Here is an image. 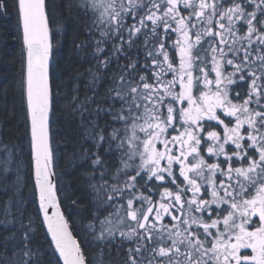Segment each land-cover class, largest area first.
<instances>
[{
	"label": "snow or ice",
	"instance_id": "6c2138e0",
	"mask_svg": "<svg viewBox=\"0 0 264 264\" xmlns=\"http://www.w3.org/2000/svg\"><path fill=\"white\" fill-rule=\"evenodd\" d=\"M16 6L27 50L28 166L34 153L57 264H104L117 240L124 264H264V0H81L94 58L113 84L109 107L96 110L108 119L92 121L93 144L81 156L93 205L82 240L53 182L46 0ZM10 156L0 162L5 173ZM31 225L22 243L0 241L3 264H14L8 254L18 247L28 249L23 264H42L29 255Z\"/></svg>",
	"mask_w": 264,
	"mask_h": 264
},
{
	"label": "trees",
	"instance_id": "16d2710c",
	"mask_svg": "<svg viewBox=\"0 0 264 264\" xmlns=\"http://www.w3.org/2000/svg\"><path fill=\"white\" fill-rule=\"evenodd\" d=\"M80 2L46 0V10L53 45L50 64L53 92L50 130L57 192L61 198V209L74 235L82 240L83 232L88 231L87 225L91 222L89 210L93 205L90 203L91 197L85 194L91 192V189L81 177V173L86 170L82 166L81 156L84 149H91L93 144L89 137L92 121L99 116L97 122L103 124L108 119L106 113H97L96 110L109 107L108 89L113 84L111 73L96 63V45L86 35L87 15L78 7ZM92 35L95 39H101L98 31ZM85 41L88 43L85 44ZM120 63L126 61L121 58ZM25 64L26 53L16 0H7L5 8L0 10V144L11 149L13 160L18 156L24 168L22 176L18 178L15 171L5 175L0 167V241L9 237V247L14 243H22L19 237L28 230L31 220L35 231L30 234L32 239L28 248L31 249L29 255L33 262L42 260V264H57L58 255L53 251V245L49 244L51 240L46 235L47 230L39 210L34 163L32 169L28 166L30 126L25 93ZM31 156L33 158V153ZM13 164L18 165L17 160ZM13 187L17 188L16 193L12 191ZM16 201L17 211L14 212L12 204ZM119 243L117 240L112 244L110 252L104 248V264H124L126 253L123 248L118 253ZM81 246L85 247L84 244ZM26 251L27 248L18 247L14 256L11 253L8 255L14 264L16 260L18 264H23L28 259L24 255ZM98 251V248L92 246L91 254L86 250L85 255L91 261ZM2 253L3 249H0ZM39 253L43 255L39 256ZM0 264H3L2 256ZM59 264H62L61 260Z\"/></svg>",
	"mask_w": 264,
	"mask_h": 264
},
{
	"label": "rangeland",
	"instance_id": "374dc122",
	"mask_svg": "<svg viewBox=\"0 0 264 264\" xmlns=\"http://www.w3.org/2000/svg\"><path fill=\"white\" fill-rule=\"evenodd\" d=\"M89 22H90V16L87 15V26H88ZM14 152H17V149H14ZM9 154H11V156H10L11 163L8 164L7 173L10 172V171H15L18 174V178H20L22 176V170H23L24 166H22V163L20 162V160H18L19 159L18 156L16 157L15 160H13V154H12V150L11 149H9L7 147H3L0 144V162L7 161L9 159ZM16 160H17V164L18 165H14L13 164V161L16 162ZM0 167L3 169V172L6 175L7 173H5V171H4V163H0ZM12 167H13V169H12ZM15 185H17V181H16ZM13 190H14L15 193L17 192V188L16 187H13L12 191ZM12 208H14V212L17 211V201L12 204ZM8 222L11 223V221H8ZM15 264H18L17 260L15 261Z\"/></svg>",
	"mask_w": 264,
	"mask_h": 264
},
{
	"label": "water",
	"instance_id": "95a60500",
	"mask_svg": "<svg viewBox=\"0 0 264 264\" xmlns=\"http://www.w3.org/2000/svg\"><path fill=\"white\" fill-rule=\"evenodd\" d=\"M21 24H22V20H21ZM49 28H50V26H49ZM24 46H25V45H24ZM25 51H27V50H26V46H25ZM50 62H51V58H50V61H49V70H50ZM49 80H50V73H49ZM26 100H27V88H26ZM27 109H28V108H27ZM51 111H52V106H51ZM28 116H29L30 129H31V118H30V113H29V111H28ZM50 117H51V112H50V114H49V125H50ZM33 159H34V153H33ZM34 179H35V178H34ZM53 182L56 183V182H55V176L53 177ZM37 190H38V188H37ZM38 197H39V193H38ZM53 211H54L53 209H49V214H51ZM41 214H42V218H43V212H42V210H41ZM44 224H45V227H46V229H47V222L44 221ZM69 228H70V230L72 231V228H71L70 224H69ZM72 233H73V231H72ZM48 235H49L50 240H51V235H50V234H48ZM73 235H74V233H73ZM52 245H53V247H54V243H52ZM57 255H58V253H57ZM61 262H62V264H63L62 259H61Z\"/></svg>",
	"mask_w": 264,
	"mask_h": 264
},
{
	"label": "flooded vegetation",
	"instance_id": "af4514ba",
	"mask_svg": "<svg viewBox=\"0 0 264 264\" xmlns=\"http://www.w3.org/2000/svg\"><path fill=\"white\" fill-rule=\"evenodd\" d=\"M178 60V57H177ZM105 122V121H104ZM255 219V218H254ZM241 254H251V250L250 249H242L241 250Z\"/></svg>",
	"mask_w": 264,
	"mask_h": 264
}]
</instances>
